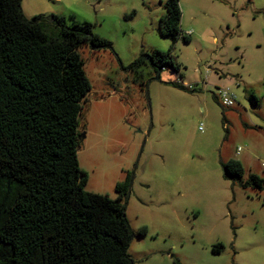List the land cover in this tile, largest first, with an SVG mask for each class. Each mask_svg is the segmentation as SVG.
I'll use <instances>...</instances> for the list:
<instances>
[{"label":"rangeland","instance_id":"obj_1","mask_svg":"<svg viewBox=\"0 0 264 264\" xmlns=\"http://www.w3.org/2000/svg\"><path fill=\"white\" fill-rule=\"evenodd\" d=\"M165 1L21 0V9L90 23L112 45L76 49L91 86L77 160L84 190L111 199L133 171L125 215L134 232L147 229L130 242L133 264H264V189H243L222 169L238 160L242 181L264 180V0H178L189 42L158 32ZM154 49L178 70L156 79L148 65L127 69ZM224 89L231 107L220 102Z\"/></svg>","mask_w":264,"mask_h":264},{"label":"trees","instance_id":"obj_2","mask_svg":"<svg viewBox=\"0 0 264 264\" xmlns=\"http://www.w3.org/2000/svg\"><path fill=\"white\" fill-rule=\"evenodd\" d=\"M164 7L158 32L189 42L181 34L178 0ZM82 44L112 49L90 23L66 24L53 14L27 18L21 0H0V264H133L130 242L134 234L147 235L145 227L134 232L125 215L133 171L115 184V199L84 190L78 117L91 86L76 51ZM144 64L156 79L162 69L178 70L169 51L155 49L127 69ZM222 169L243 189H264L257 175L242 181L238 160Z\"/></svg>","mask_w":264,"mask_h":264},{"label":"built area","instance_id":"obj_3","mask_svg":"<svg viewBox=\"0 0 264 264\" xmlns=\"http://www.w3.org/2000/svg\"><path fill=\"white\" fill-rule=\"evenodd\" d=\"M219 98H220L221 104L225 107H231L234 104V95L228 89L220 90ZM239 151L240 149L238 148L236 151V154H238Z\"/></svg>","mask_w":264,"mask_h":264},{"label":"water","instance_id":"obj_4","mask_svg":"<svg viewBox=\"0 0 264 264\" xmlns=\"http://www.w3.org/2000/svg\"><path fill=\"white\" fill-rule=\"evenodd\" d=\"M82 138H83V135H82Z\"/></svg>","mask_w":264,"mask_h":264}]
</instances>
